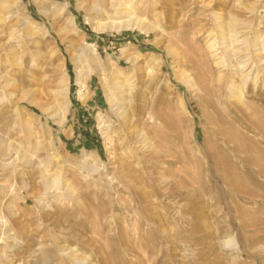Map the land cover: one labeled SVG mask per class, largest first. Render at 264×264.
<instances>
[{"label":"rangeland","instance_id":"374dc122","mask_svg":"<svg viewBox=\"0 0 264 264\" xmlns=\"http://www.w3.org/2000/svg\"><path fill=\"white\" fill-rule=\"evenodd\" d=\"M94 1L0 0V264H264V76L237 100L246 56L206 45L233 19L252 52L264 0H133L148 33Z\"/></svg>","mask_w":264,"mask_h":264},{"label":"bare ground","instance_id":"6f19581e","mask_svg":"<svg viewBox=\"0 0 264 264\" xmlns=\"http://www.w3.org/2000/svg\"><path fill=\"white\" fill-rule=\"evenodd\" d=\"M131 1H133V0H128V1L127 0H95L93 2L92 6L90 7L91 10L102 12V11H105L107 9V12H106L107 13V18H106L107 21L104 22V23L96 22L95 26L97 28H99L100 30H106V29L119 30L122 27L136 26L140 30L145 31V32L148 33L151 30L152 27L149 24L145 23V20L143 21V19H141V18L137 17V15H135V12L133 11V9L130 8ZM2 7L3 8H7L8 7L7 2H4L2 4ZM243 8L245 10L249 11V12H254L253 6H250V7L243 6ZM51 13L53 14L54 12L50 11V15H51ZM5 20L3 19V17L0 18V22H3ZM19 22H20L19 25L21 27H23V29L25 30V37H27V38L30 37L31 38V36L33 34L31 32V29H30V25H31L30 22L29 21H19ZM11 25H12V23H11ZM215 25H216L217 29L220 31V33L218 35V39H213L211 41H207L206 45L211 51H214V53L221 46V50H222L221 52L223 53V55L218 57L219 60L217 61V63L218 62L219 63H224L225 61L227 62V61H229L230 58H232L235 55L237 56V55H242L243 54L244 57L246 56V58H244L240 63H238V66H237V70H239V72H242V73H243L244 69L247 67V70H246L247 72L243 76L242 83H240L241 85H237V84H235L233 82L228 84L229 85L228 86L229 94L231 96L235 97L237 100H242V98H243V90L246 89L248 81L249 80L253 81V83L255 85L256 84V79L258 78L259 74L261 73L264 76V67H263L264 66V37H257V38L253 39L252 46H253L254 50L252 52L249 51L247 48H246L247 50L244 51L242 48H239V47L240 46H244V47L247 46L248 43H249L248 42V38L239 39V33L240 32L235 30V27H237V24H236L235 21H233V19L228 24H226L225 22H223L221 20V21L216 22ZM13 26H12V28H13ZM82 49L87 51L86 57L90 61L97 63L96 68H100V64L98 63V60H97L96 55H95L94 46L93 45L84 44V45H82ZM249 54L253 55L255 57V60H254V62H252V64L254 63L253 65L250 64L248 66V64H249ZM138 56L139 55H137V54L132 55V56L129 55V56H127V60L129 62L133 63V64L134 63L138 64V58H139ZM248 68H250V69H248ZM112 71H110V72H112V77L113 76L116 77L117 75L121 74L120 71H117V70H112ZM76 74H77V79H76L77 84H79L80 88L84 90L85 89V84H84V81L82 79V75L83 74L81 73V70H78ZM0 79H1V76H0ZM110 82H111V85H112V89L109 91V93H107V95H108L107 100H108L109 104H111V106H115V105L117 106L116 109H115L116 114L121 116L123 121H125V124H127V123L130 124L131 119L125 113L126 111L121 106L118 107L119 103H117L118 100L116 99L119 96V94H118V96L116 97V93L121 90L123 84L121 83V81H119L116 78L112 79ZM186 83L188 85H192V86L195 85L193 83V81H191V80H186ZM4 86H6V84H4ZM83 90H82V92H83ZM113 92H116L115 95H114ZM43 112H45V111L43 110ZM57 113L59 114V112H57ZM54 114H56V113H54ZM3 148H4V150H9L10 149V145L8 143L6 144L5 142H3L2 139L0 138V151L3 150ZM7 154H9V152H7L6 155ZM87 160H89L88 157H85L84 160H82V159L80 160L81 161L80 163L84 164V162H86ZM13 161H14V159H12L9 163L7 162L6 164H3V166H5V165L9 166L10 164L12 165ZM94 164H91V165L88 164V167H91V168L93 167L95 170H98L99 168L98 167H94ZM2 169H3V167H2ZM45 181H46V179H45ZM58 183H59V181L57 179H54V180L52 179V185L53 184H58ZM48 185H49V183H48ZM45 186H47V184ZM0 226L4 227L3 231H5V232L7 231V229H6L7 224H6L5 220H0ZM75 250L72 249V248H69L67 253H66V255L70 258L71 261L81 264L84 261V257L81 256L79 253H77Z\"/></svg>","mask_w":264,"mask_h":264}]
</instances>
